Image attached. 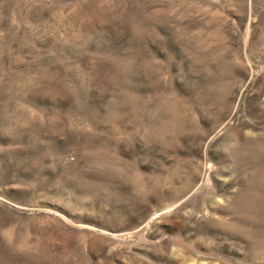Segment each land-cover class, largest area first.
I'll list each match as a JSON object with an SVG mask.
<instances>
[{"label": "rangeland", "instance_id": "obj_1", "mask_svg": "<svg viewBox=\"0 0 264 264\" xmlns=\"http://www.w3.org/2000/svg\"><path fill=\"white\" fill-rule=\"evenodd\" d=\"M0 264H264V0H0Z\"/></svg>", "mask_w": 264, "mask_h": 264}]
</instances>
